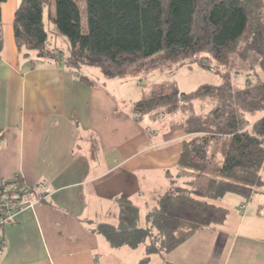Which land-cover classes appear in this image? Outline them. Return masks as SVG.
I'll list each match as a JSON object with an SVG mask.
<instances>
[{
	"label": "crops",
	"instance_id": "0c3cea01",
	"mask_svg": "<svg viewBox=\"0 0 264 264\" xmlns=\"http://www.w3.org/2000/svg\"><path fill=\"white\" fill-rule=\"evenodd\" d=\"M19 2L0 3V181L20 173L27 187L48 191L4 224L0 264H139L143 245L114 247L94 226L118 223L120 197L146 215L170 188L187 133L158 137L133 112L143 97H115L105 80L86 82L63 63L20 54ZM238 196L217 202L229 209L223 223L148 264H264V191Z\"/></svg>",
	"mask_w": 264,
	"mask_h": 264
},
{
	"label": "trees",
	"instance_id": "16d2710c",
	"mask_svg": "<svg viewBox=\"0 0 264 264\" xmlns=\"http://www.w3.org/2000/svg\"><path fill=\"white\" fill-rule=\"evenodd\" d=\"M46 8L53 32L69 42L66 55L52 44ZM2 24L0 8V47ZM13 31L20 54L31 62L63 63L78 73L84 65L97 66L106 78L191 62L211 68L203 56L228 66L235 54L245 60L255 54L264 66V0H20ZM80 76L90 81L87 75ZM207 98L215 101L214 106L197 113L195 100ZM179 108L186 113L185 131L193 134L184 140L179 165L198 172L209 169L202 186L191 187L195 177L184 185L171 184L146 213L144 223L139 207L120 197L118 223L94 226L114 247L143 245L139 264H148L154 253L164 256L205 226L223 223L229 209L217 199L228 193L250 199L264 187V81L234 89L225 75L219 84L204 83L190 92L174 85L172 91L152 94L133 106L138 118ZM16 182L19 189L13 191L14 180L0 181V250L5 243L3 226L9 221L6 202L33 195L20 175Z\"/></svg>",
	"mask_w": 264,
	"mask_h": 264
},
{
	"label": "rangeland",
	"instance_id": "374dc122",
	"mask_svg": "<svg viewBox=\"0 0 264 264\" xmlns=\"http://www.w3.org/2000/svg\"><path fill=\"white\" fill-rule=\"evenodd\" d=\"M54 8V5H52V9ZM47 10L48 9L46 8L45 25L46 29L49 31L50 38L52 39V44L60 47L63 51V54L66 55L69 52V42L65 36L53 32L52 22L49 20ZM81 11L82 24L84 29H86L87 21L84 1L81 2ZM242 44L243 43L240 45ZM205 58L206 57L203 56L202 61L212 66L211 68L202 66L198 62H191L185 63L180 67H176L177 65L172 64L169 67H158L144 72H136L125 77L118 76L113 78H106L100 67L97 66L84 65L79 69V71L82 72V74H88L87 76L95 82H98V78H100V80L103 82L105 80L110 93L114 92L113 95L115 97H125L126 99L127 97L146 98L152 96V94L170 92L174 89V85H176V87L181 91L190 92L197 89L201 84L204 83L219 84L224 80L225 75L229 76L234 89H241L248 86L250 83L255 84L264 81V66L258 62V57L255 54H251V56L246 60L238 54H235L232 57L233 59L231 60V64L228 66H219L213 58ZM198 59H200V57H198ZM214 104L215 101L211 98L197 99L195 100V111L197 113H206L214 106ZM135 116L138 118L136 114ZM138 119L143 120L144 123L151 128L152 132L158 131L156 133L158 137L166 135V137L171 138L181 134V132L187 133L185 131L184 124L186 113L181 108L173 112H162L156 117L146 115L144 118ZM192 136L193 134L187 133L185 140H189ZM209 162L210 164L213 162L211 157L209 158ZM171 171V177L175 180L173 183L171 182L173 185H184L186 181L195 177L196 182L193 184V186H191L193 189L200 188L210 173L209 169H207V172H198L195 169L183 168L181 166L179 168H172ZM18 175H20V173H16L14 179L16 176L18 177ZM39 185L41 186L42 183L38 184L37 186L39 187ZM37 186L30 188L31 193L35 194V197H38L37 199H41L39 197L44 187H41L42 189L38 188V191L35 192V187ZM10 187L13 191L16 190L14 185H11ZM260 190L264 191V187H262ZM227 195L230 197H240L235 193H228ZM21 200L23 202L21 203L22 206L27 203V200L23 199L22 197L18 201ZM220 201H222V197L216 200L218 203ZM142 218V222H144L145 214H142ZM155 256L157 257L158 261L160 256L158 254H155Z\"/></svg>",
	"mask_w": 264,
	"mask_h": 264
},
{
	"label": "built area",
	"instance_id": "2783aa9c",
	"mask_svg": "<svg viewBox=\"0 0 264 264\" xmlns=\"http://www.w3.org/2000/svg\"><path fill=\"white\" fill-rule=\"evenodd\" d=\"M16 178H17V176L15 177V179H13L14 180V184L13 185L17 189L18 188V183L16 182ZM41 187H44V188L42 189ZM38 188L42 189L39 198L45 197V195L47 194L48 188L43 183H42L41 186L39 185V187L38 186L35 187V192L38 191ZM21 203H23L22 200L21 201H15V202H13V201H7L6 202V206L8 207V210L6 212V220H10V219H12L14 217L16 212L22 207ZM244 206L245 205H243V207Z\"/></svg>",
	"mask_w": 264,
	"mask_h": 264
}]
</instances>
